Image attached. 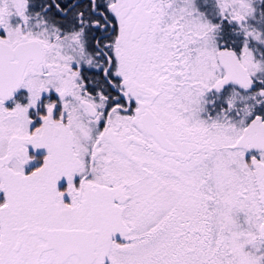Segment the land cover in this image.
<instances>
[{"label": "flooded vegetation", "instance_id": "flooded-vegetation-1", "mask_svg": "<svg viewBox=\"0 0 264 264\" xmlns=\"http://www.w3.org/2000/svg\"><path fill=\"white\" fill-rule=\"evenodd\" d=\"M151 1L15 0L24 9L12 18L15 36L0 14V264H183L180 241L169 246L173 236L186 238L181 226L168 241L155 233L168 225L155 202L168 187L148 203L139 195L154 181L184 178L187 157L199 156L189 158L198 175L199 161L215 159L222 146L213 138L203 154L204 142L181 122L184 91L167 97L161 89L169 79L199 82L209 119L222 110L244 115L240 137L226 141L264 179L252 165L264 163L255 155L264 148V0H224L226 10L219 0ZM236 2L258 15L238 36ZM155 7L162 26H152ZM252 30L260 32L257 48L247 47ZM142 61L158 78L151 86L142 83ZM148 110L159 137L142 122ZM55 229L70 234H48Z\"/></svg>", "mask_w": 264, "mask_h": 264}, {"label": "rangeland", "instance_id": "rangeland-1", "mask_svg": "<svg viewBox=\"0 0 264 264\" xmlns=\"http://www.w3.org/2000/svg\"><path fill=\"white\" fill-rule=\"evenodd\" d=\"M145 1L148 4L152 2L151 0ZM161 1L164 3L163 0ZM156 3L159 7L158 0L152 4L157 6ZM143 4L146 7L148 5L147 3ZM218 6L222 10H226L224 0H219ZM158 7H155L156 11H153L157 12V23L152 25L156 27L164 24L160 15L161 9H158ZM145 8L144 6L143 8L139 7L141 11ZM21 10L24 9H19L15 0H0V14L3 15L1 19L2 24H6L9 28L10 36H15L18 30L17 19L15 18V21L12 22V18ZM233 10L239 13L235 16H238L240 19L243 18L242 22H239L237 17L234 18V22H232L234 34L238 36L244 28L256 26L255 22L258 19V15L248 13L240 2L235 3ZM244 10L247 18L241 14ZM258 14H260V22L257 26H262L264 14H262L261 10ZM250 16L255 17V22L251 18H248ZM217 21L225 22L224 19H218ZM25 23L27 29L33 32L31 27L34 26V22H27L26 19ZM249 35L245 36V39L249 38L247 47L250 44L251 48H257L255 44L258 41V37H260V32L258 35L255 30H252L249 32ZM143 50L144 56L141 60H147L148 50L144 48ZM245 61L246 59L242 60L243 64H245ZM258 61L260 59L255 61L249 60L246 62V65L249 68L254 64L256 68V62ZM142 62L143 67L138 68L142 73L140 75L142 83L151 86L153 84L151 80L156 79L158 81V78H154L151 75L150 69H146V61ZM198 83L192 81L185 82V84L191 86L189 88L188 86H181V82L171 81V79L160 82L162 91L168 92L166 93L167 97L175 95L173 92H176L178 88L184 91L181 96L184 97L185 110L181 113V115L183 114L181 122L190 130L192 128L195 129L202 143L204 142L203 146L206 148V151L203 154L210 156V147H208L210 144L207 142H210L213 138L217 139L218 144L222 147L218 149V155L215 159L210 157L207 158V162L199 161L197 169L200 173L196 176L194 175L195 171L192 173V165L189 158L199 156L187 157V172L184 178L160 179L154 181L153 184L146 185L145 192L147 193L146 195H139V202L148 203L147 201L153 197L152 191L160 192L163 188L168 187V191L165 194H168V201L162 199L165 196L163 194L158 195L159 200H155L157 207L160 209L157 213L160 211L163 214L168 213V225L161 233V229L155 233L159 240L168 241L171 236V229L177 224H179L178 227L181 226V234L186 238L173 236L171 240L175 242L169 243V246H175V243L180 241L176 256L180 255V260H184L183 264H264V234L261 229L264 211L262 212L260 206V203L264 201V197H259L258 195L260 191L259 187L264 191V179L259 173H255L254 175L249 171L250 162L243 159H235L233 155H237L233 152L234 146H229L226 141H235L240 137L244 115L234 116L233 112L222 110L218 113L215 112L213 117L209 119L207 117V111L209 110L207 104L210 103V99L205 93H203L202 98L199 97L202 85ZM207 84L209 83L203 81V92L206 90ZM230 97L232 96L230 95ZM176 104L177 98L173 100L174 107ZM170 119L176 122L173 116ZM216 135L217 138L214 137ZM137 136L139 138L143 136L139 130ZM245 151L247 152L248 150L244 149ZM258 151L261 152V155L257 156L256 152V158L260 157L264 160V148ZM256 164L257 161L252 163L256 172L259 170L264 173V163H259L257 168ZM153 188L159 190L156 191ZM162 207L166 210L169 209V211L162 210ZM157 213L153 212L154 223L160 220ZM144 248L141 250H145ZM150 250L151 248L148 247L145 251L149 256ZM142 251L138 250L137 253H142ZM137 257L139 258L140 255L137 254Z\"/></svg>", "mask_w": 264, "mask_h": 264}, {"label": "water", "instance_id": "water-1", "mask_svg": "<svg viewBox=\"0 0 264 264\" xmlns=\"http://www.w3.org/2000/svg\"><path fill=\"white\" fill-rule=\"evenodd\" d=\"M132 1H135V0H132ZM17 2L20 3L21 0H17ZM238 77H239V76H238ZM244 78L246 79V76H244ZM227 79H230V77H228ZM242 83L246 84L245 82H242ZM149 114H150L149 110H148V111H145V112L143 113V115H142V117H141L142 122H143L144 126H145L148 130L153 131V132L157 135V137H159V136H158V133H157L156 131L152 130V128H151L150 125H149V123H150V120H149V117H148ZM152 116H153V115H152ZM72 232H73V234H84V235H87V233H88V231H87L86 229H75V230H73ZM48 234H49V235H68V234H70V233H69V231H67L66 229H55V230H51V231H49ZM48 237H49V236H48ZM92 242H93V241H92Z\"/></svg>", "mask_w": 264, "mask_h": 264}, {"label": "bare ground", "instance_id": "bare-ground-1", "mask_svg": "<svg viewBox=\"0 0 264 264\" xmlns=\"http://www.w3.org/2000/svg\"><path fill=\"white\" fill-rule=\"evenodd\" d=\"M24 5V4H23ZM99 137H101V135L99 136ZM98 141V140H97ZM262 249H263V247H262ZM264 253V252H263Z\"/></svg>", "mask_w": 264, "mask_h": 264}]
</instances>
